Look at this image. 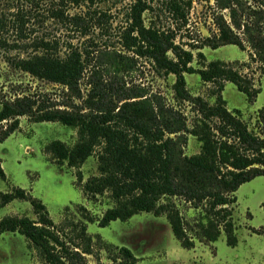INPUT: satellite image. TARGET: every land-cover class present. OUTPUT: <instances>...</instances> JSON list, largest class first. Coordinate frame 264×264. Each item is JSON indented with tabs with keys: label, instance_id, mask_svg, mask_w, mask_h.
Here are the masks:
<instances>
[{
	"label": "trees",
	"instance_id": "obj_1",
	"mask_svg": "<svg viewBox=\"0 0 264 264\" xmlns=\"http://www.w3.org/2000/svg\"><path fill=\"white\" fill-rule=\"evenodd\" d=\"M29 1L32 2L30 7L20 5L13 13L0 10V47L31 48L29 55L15 58L14 63L19 69L76 91L93 52L86 47L82 50L70 42L63 53L60 41L47 37H35L29 43H21L28 39L31 29L27 25L31 17L41 13L35 10L39 0ZM66 1L60 0L49 7V17L63 25H71L83 35H88L96 25L107 29L110 15L98 6L94 7L97 0H71L78 7L85 5L89 11L75 14H67ZM87 1L90 4L86 6ZM159 1L174 20L184 24L188 22L192 0H133L120 41L127 51L151 60L159 74L176 76L175 97L198 105L199 115L191 128L182 121L181 114L168 115L169 110L161 98L125 94L116 99L107 95L98 82L85 99L84 106L49 105L26 96L14 102H5L0 110V123L15 118L11 127L14 130L19 125L18 117L29 115L35 121H57L77 130V140L73 145L54 140L47 149L59 162L67 161L76 168H80L90 156L97 155L99 173L86 180L84 189L92 196L107 193L115 203L100 220L102 226L117 219L127 220L140 212L165 214L181 244L192 248L194 240L188 236L181 213L173 201V197L182 196L186 201L204 208L201 222L203 237L216 241L224 231L228 244L236 245L234 193L243 183L264 175V135L250 129L239 111L227 107L222 94L224 82L235 83L249 98L255 94L240 72L226 62L214 60L196 68L192 65V50L176 42L174 30L163 29L153 20L147 24L145 13L155 12V3ZM15 2L8 0L7 4L14 5ZM217 2L222 9L230 8L236 24L238 8L244 6L243 0ZM4 5L0 0V7ZM252 16L258 18L255 23L260 26L264 8L254 10ZM219 19L221 37L213 47L221 43L242 45L224 17ZM250 25L247 23L246 27ZM10 28L18 34L14 40L5 36ZM256 45L259 47L258 43ZM199 55L204 57L202 52ZM195 72L205 82L217 83L214 103L190 94L185 74ZM182 130H187L201 142L198 153L183 154L178 138L172 136ZM81 175L79 171L80 178ZM0 177L6 178L1 158ZM16 199L30 200L36 218L5 216L0 220V234L6 231L24 234L39 252L44 264H85V254L93 253V238L87 232L86 223L72 222L75 224L72 230L75 235L72 236L66 230L67 226H58L47 206L26 189L13 187L0 193L2 206ZM92 219L88 216V220ZM109 264H139V261L130 248L122 246Z\"/></svg>",
	"mask_w": 264,
	"mask_h": 264
},
{
	"label": "rangeland",
	"instance_id": "obj_2",
	"mask_svg": "<svg viewBox=\"0 0 264 264\" xmlns=\"http://www.w3.org/2000/svg\"><path fill=\"white\" fill-rule=\"evenodd\" d=\"M132 1L97 0L94 7L98 6L110 15L108 27L101 29L96 25L88 35H83L71 25H63L49 17L48 8L60 0H39L35 10L42 14L31 17L27 25L31 29L28 39L21 43H29L35 37H47L59 40L63 53L67 43L71 42L82 50L89 48L93 52L92 56L78 89L73 91L61 84L37 78L15 65V58L29 55L31 48L0 47V110L5 102H14L25 96L42 103L45 101L49 105L84 106L85 99L98 82L107 95L116 99L125 94L161 98L169 110L167 114L172 117L181 114L182 121L191 128L199 115L198 105L175 97L176 76L159 74L151 60L127 51L121 44L120 34L126 25ZM2 2L5 5L0 10L12 13L20 5L25 8L32 5L29 0H16L14 5L7 4L8 0ZM243 2V8H238L236 24L230 8H220L217 0H192L186 24L174 20L161 1L155 3V12L145 13V18L147 24L153 20L163 29L174 30L176 42L192 50L194 67L202 68L210 61L222 60L239 71L255 95L249 98L235 83L225 81L223 97L230 110L239 111L250 129L263 136L264 19L260 21V26H256L258 18L252 15L254 10L264 8V0ZM87 4L90 2L87 1ZM66 5L67 14L89 12L85 5L78 7L71 0L66 1ZM220 17H224L231 25L242 45L221 43L213 47L214 42L221 37ZM247 23L251 24L249 28L246 27ZM17 35L10 28L5 36L14 40ZM200 52L204 57L199 55ZM121 55L126 57L121 58ZM185 77L193 97L199 96L210 103L215 102L217 83L205 82L198 72L186 73ZM18 120L19 125L14 130L11 127L15 118L0 123V158L6 173V178L0 177V193L10 191L13 187L26 189L32 197L47 206L51 218L58 226H67L66 230L72 236L75 235L72 231L75 224L72 222L86 223L87 232L93 238V253L85 254V264H109L122 246L135 253L139 264H264V175L243 183L234 193L236 202L233 204V220L238 238L236 245L228 244L224 231L216 241L203 237L201 222L205 215L204 208L186 201L182 196L173 197L186 232L194 240V247L186 248L175 236L165 214L140 212L127 220L117 219L102 226L100 220L115 203L107 193L92 196L84 189L86 180L99 173L97 155L90 156L80 168L70 166L67 161L59 162L48 151V144L61 140L73 145L77 140V130L57 121H35L29 115H21ZM172 136L178 138L185 155H193L201 150V142L187 130ZM5 216L36 218L30 200L23 199L0 205V220ZM88 216L93 219L88 220ZM70 247L73 249L72 244ZM0 264L44 263L24 234L6 231L0 234Z\"/></svg>",
	"mask_w": 264,
	"mask_h": 264
}]
</instances>
